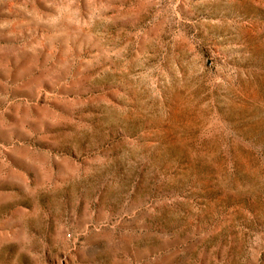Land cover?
I'll use <instances>...</instances> for the list:
<instances>
[{"label": "rangeland", "instance_id": "obj_1", "mask_svg": "<svg viewBox=\"0 0 264 264\" xmlns=\"http://www.w3.org/2000/svg\"><path fill=\"white\" fill-rule=\"evenodd\" d=\"M0 264H264V0H0Z\"/></svg>", "mask_w": 264, "mask_h": 264}]
</instances>
